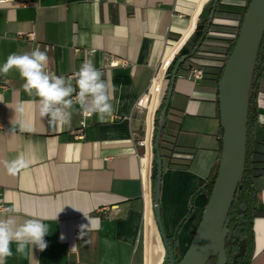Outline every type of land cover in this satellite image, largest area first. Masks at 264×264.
<instances>
[{
    "label": "crops",
    "instance_id": "1",
    "mask_svg": "<svg viewBox=\"0 0 264 264\" xmlns=\"http://www.w3.org/2000/svg\"><path fill=\"white\" fill-rule=\"evenodd\" d=\"M212 5L213 0H0V65L12 53L39 47L48 55L47 70L72 77L74 86L86 59L115 85L113 112L103 121L97 114L84 116L76 105L70 124L52 127L40 114L39 98L24 91L19 72L0 74V217L15 207L18 223L38 219L49 228L44 251L29 246L28 255H20L13 242L5 264H163L153 180L143 177L138 156L148 126L143 103L176 44L189 38L177 56L197 43L206 21L202 16ZM237 27L236 19L215 20L202 46L204 65H225ZM190 72L176 78L159 118L164 155L160 206L169 236L219 164L222 149L218 77L205 73L195 80ZM166 80L167 91L171 75ZM258 91L260 116L264 55ZM255 139L264 144V124L256 125ZM21 154L29 166L10 174L5 162ZM255 184L257 208L264 213V175ZM207 202L205 193L194 197L193 212L178 237L181 257ZM83 212L98 219V227L80 239L79 226L89 223ZM254 230L250 264H264V214L255 219Z\"/></svg>",
    "mask_w": 264,
    "mask_h": 264
},
{
    "label": "water",
    "instance_id": "2",
    "mask_svg": "<svg viewBox=\"0 0 264 264\" xmlns=\"http://www.w3.org/2000/svg\"><path fill=\"white\" fill-rule=\"evenodd\" d=\"M263 38L264 0H251L236 45L225 63L219 85L221 125L224 132L217 178L193 241L180 264H208L212 257H218V264L228 262L226 241L229 234V214L245 174L250 91ZM181 55L183 57L175 68L167 106L177 71L188 59V56ZM157 160L158 200L164 170L163 159L159 153ZM155 213L166 254L172 257L173 252L169 235L163 225L160 205L155 206Z\"/></svg>",
    "mask_w": 264,
    "mask_h": 264
},
{
    "label": "clouds",
    "instance_id": "3",
    "mask_svg": "<svg viewBox=\"0 0 264 264\" xmlns=\"http://www.w3.org/2000/svg\"><path fill=\"white\" fill-rule=\"evenodd\" d=\"M48 55L39 47L31 52L12 53L6 61L0 65V74L7 75L16 69L21 79L24 91L38 97L40 114L48 118L52 127L64 126L71 123L73 111L76 105L84 115L97 114L103 121L107 115L113 112L111 103L115 85L104 78V73L90 60H85L79 71L75 74V86L72 77H62L50 73L47 70ZM23 111V109H20ZM258 123L264 124V115L258 116ZM21 131L24 124H20ZM30 161L23 154L15 159L5 162L10 174L15 175L19 170L29 166ZM76 209V208H75ZM80 210V209H77ZM8 215L0 217V264H5L6 258L13 255L11 245L16 244V253L27 256L29 246L38 247L44 251L48 245L44 237L49 232L48 225L38 219H27L18 223L12 213L15 207L9 208ZM89 223L79 226V238L83 239L88 231L98 227V219L89 218L84 213ZM64 237L61 236V239ZM76 246H73L72 251Z\"/></svg>",
    "mask_w": 264,
    "mask_h": 264
},
{
    "label": "trees",
    "instance_id": "4",
    "mask_svg": "<svg viewBox=\"0 0 264 264\" xmlns=\"http://www.w3.org/2000/svg\"><path fill=\"white\" fill-rule=\"evenodd\" d=\"M250 1L251 0H247L244 5H234L226 3L225 0H213V5L210 11L205 14L206 16H204V14L202 16L206 18V21L204 23V27L201 29L202 32L200 38L192 48L188 49L187 52L183 53L184 55L188 56V59L184 64L181 65V67L177 71L176 78L180 74H188L194 66H203L205 73H212L218 77V83L220 85L221 79L224 74L225 65L221 68L214 66L208 67L207 65H204L201 57V53L204 52L202 50V46L204 45L206 38L209 36V33L212 30V26L215 24L216 19H236L238 21V27L236 30H234L235 37L231 38V43L228 47V59L236 45L237 39L240 34V28L248 6L250 4ZM263 55L264 38L262 40V44L258 52L250 91L245 174L241 183V187L237 191L234 203L229 214V234L226 241V250L228 257L227 264H250L252 262L255 256L254 222L258 216L264 214L257 208V204L259 202V190L255 184V180L258 177L264 175V144L255 139V128L258 124L259 116L257 96L259 92L258 88L260 83L261 72L263 70ZM182 57L183 55H177L176 59L172 64L171 70L169 72V74L171 75V80L173 79L176 65ZM168 92L169 89L165 91L164 96L162 97L161 106L155 115L156 118L154 123L155 130L153 137V147L155 153V160L153 165L152 180L153 201L155 206L160 205V197L158 200L156 199L158 168L157 156L158 153L162 156V159L164 156L161 150L163 148V145L161 144L159 118L161 110L164 109V107L166 106ZM170 164L173 165L175 163L171 161ZM218 168L219 164L214 169L212 174L208 177L206 182L202 185V187L194 193L189 210L179 223L177 229L175 230V233L172 236H169V242L172 248L173 256L170 257L169 254H166L167 264L181 263V260L183 259L184 255L181 257L179 254V233L193 212L194 197L199 193L207 194L208 199L211 196L217 178ZM208 264H218V257H212L209 260Z\"/></svg>",
    "mask_w": 264,
    "mask_h": 264
},
{
    "label": "bare ground",
    "instance_id": "5",
    "mask_svg": "<svg viewBox=\"0 0 264 264\" xmlns=\"http://www.w3.org/2000/svg\"><path fill=\"white\" fill-rule=\"evenodd\" d=\"M196 19L198 22L199 20L198 15L196 16ZM188 41H189L188 37L182 38L180 42L176 44V47L173 50H171L169 57L165 61L158 75L153 80V84L151 87V96L149 98H145L144 100V104L148 107V111H149L147 135H146V143L148 146L147 157L145 159L146 163L151 162L154 159V151H153V143H152L153 134H154V115H155V110L158 107L159 95L161 92L163 80L173 62L174 57L176 56V54H178L180 51L184 49V46ZM155 256H156V252L154 251L153 257Z\"/></svg>",
    "mask_w": 264,
    "mask_h": 264
},
{
    "label": "built area",
    "instance_id": "6",
    "mask_svg": "<svg viewBox=\"0 0 264 264\" xmlns=\"http://www.w3.org/2000/svg\"><path fill=\"white\" fill-rule=\"evenodd\" d=\"M204 75H205V70H204L203 66H194V67H192L191 72H190V77L191 78H193L195 80H201V79L204 78ZM153 137H154V134H153ZM152 143H153V140H152ZM138 145L140 147L144 148L143 153L142 154H138V156H139V158L141 159V162H142V164H141V172H142L143 177L145 179L149 180L152 177L154 159L151 162H147V163L145 162V159L147 157V152H148V146H147V143H146V137L142 141H140L138 143ZM154 158H155V154H154Z\"/></svg>",
    "mask_w": 264,
    "mask_h": 264
},
{
    "label": "rangeland",
    "instance_id": "7",
    "mask_svg": "<svg viewBox=\"0 0 264 264\" xmlns=\"http://www.w3.org/2000/svg\"><path fill=\"white\" fill-rule=\"evenodd\" d=\"M201 24H199V26H200ZM200 30V29H199ZM171 67H172V64H171V66H170V68H169V70H168V72H167V74L165 75V78H164V80H163V83H162V88H161V92H160V95H159V101H158V107L156 108V110H155V115H156V113H157V111H158V109H159V104H161V100H162V97L164 96V93H165V91H166V83H167V80H166V78L168 77V75H170L169 74V72H170V70H171ZM144 104V103H143ZM147 107V106H146ZM148 108V107H147ZM148 109H146L145 110V116L147 117V115H148ZM155 115H154V123H155ZM155 125V124H154ZM163 264H167V260H166V255H165V258H164V260H163Z\"/></svg>",
    "mask_w": 264,
    "mask_h": 264
}]
</instances>
